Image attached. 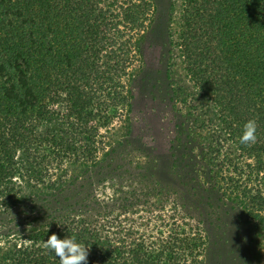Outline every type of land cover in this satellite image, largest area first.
Returning a JSON list of instances; mask_svg holds the SVG:
<instances>
[{"label": "trees", "instance_id": "16d2710c", "mask_svg": "<svg viewBox=\"0 0 264 264\" xmlns=\"http://www.w3.org/2000/svg\"><path fill=\"white\" fill-rule=\"evenodd\" d=\"M156 12L155 0H0V213L46 210L25 237L8 229L0 264H59L43 246L52 233L89 247L87 264H207L198 205L212 201L239 212L264 264V0L181 1L199 120L173 144L167 179L103 176Z\"/></svg>", "mask_w": 264, "mask_h": 264}, {"label": "rangeland", "instance_id": "374dc122", "mask_svg": "<svg viewBox=\"0 0 264 264\" xmlns=\"http://www.w3.org/2000/svg\"><path fill=\"white\" fill-rule=\"evenodd\" d=\"M155 1V20L146 33L143 62L136 69L132 82V109L124 120L114 122L107 132L111 145L108 155L103 156V164L106 161L110 167L104 170L103 176L109 179L108 184L120 183L122 178L136 175L151 180L160 176L167 179V172L172 167L173 144L177 145L181 132H188L199 120L188 106L194 86L177 45L182 0ZM70 169L76 173L83 167L70 166ZM118 186L114 187L118 189ZM30 192L44 194L46 189L38 187ZM25 206L20 208L26 213L16 208L7 214L0 213V240L10 233L8 229L12 230L11 234L18 233L17 237H25L32 227L42 224L44 219L33 218L38 217L37 214H46V210L34 205L41 209L36 214L27 209V206H33L32 203L27 202ZM198 207L209 238L207 264H255L253 232L246 228L239 212L213 201Z\"/></svg>", "mask_w": 264, "mask_h": 264}, {"label": "clouds", "instance_id": "9594fccd", "mask_svg": "<svg viewBox=\"0 0 264 264\" xmlns=\"http://www.w3.org/2000/svg\"><path fill=\"white\" fill-rule=\"evenodd\" d=\"M256 132V120H247L243 126L239 143L248 147L252 146L256 143ZM43 246L56 255L59 264H87L89 247L77 242L75 235L61 239L55 233H52L47 240H44Z\"/></svg>", "mask_w": 264, "mask_h": 264}]
</instances>
